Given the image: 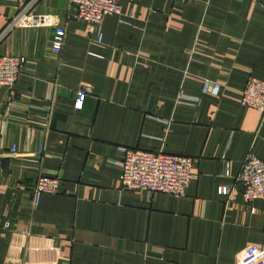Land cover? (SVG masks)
I'll return each mask as SVG.
<instances>
[{
    "label": "crops",
    "instance_id": "obj_1",
    "mask_svg": "<svg viewBox=\"0 0 264 264\" xmlns=\"http://www.w3.org/2000/svg\"><path fill=\"white\" fill-rule=\"evenodd\" d=\"M117 2L94 26L74 0H0V36L27 5L67 29L60 57L50 27L0 40V55L27 59L0 90V264H264V199L248 204L236 182L251 152L264 160V115L241 103L251 76L264 81V0ZM124 148L190 157L198 178L150 201L122 188ZM41 176L60 193L34 207Z\"/></svg>",
    "mask_w": 264,
    "mask_h": 264
},
{
    "label": "built area",
    "instance_id": "obj_2",
    "mask_svg": "<svg viewBox=\"0 0 264 264\" xmlns=\"http://www.w3.org/2000/svg\"><path fill=\"white\" fill-rule=\"evenodd\" d=\"M38 0H35V2ZM77 8L75 18L84 20L87 23L99 26V24L108 16L121 14L122 7L117 0H74ZM32 5L23 8L16 17L7 25L8 27L0 36L2 40L12 30L17 27H45L54 30L52 36L51 49L60 57L66 47L67 29L61 24L60 17L56 15H39L34 14ZM98 43H103V36L99 34ZM25 57L17 55H0V90L3 87L13 88L23 72L26 65ZM204 89L207 93L218 96L222 87L219 83L205 80ZM92 92L91 87L87 84L82 85L76 90V99L74 108L76 111L84 110L86 97ZM52 100H48L52 104ZM179 103L197 102V99L180 95ZM244 106L253 108L264 115V81L251 76L246 84V88L242 91V101ZM49 111L51 107H47ZM41 153L44 148H41ZM13 157L26 156L24 153H17L13 150ZM39 153L37 154V156ZM36 156V154H34ZM122 160L120 161V169L123 173L122 188L133 192H147L148 199L153 201L159 194H167L175 198L185 196L188 185L198 175L193 171L194 159L190 157H181L177 155H167L162 151L158 153H150L142 150H133L124 148L121 151ZM241 173L237 177L236 182L244 186V200L248 204L254 203L256 199H264V160L259 158L254 152H251L244 160ZM226 177L231 176V172L227 171ZM62 180L59 177L41 176L35 185L33 194V205L37 207L42 195H54L60 193ZM218 193L225 196L230 201L236 186L220 185ZM252 258L256 256L262 257L263 253L257 252L256 248L248 251Z\"/></svg>",
    "mask_w": 264,
    "mask_h": 264
}]
</instances>
